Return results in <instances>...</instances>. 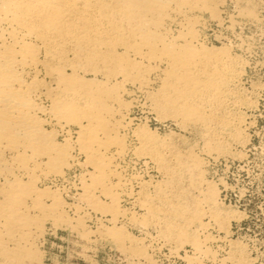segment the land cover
<instances>
[{"label":"bare ground","instance_id":"obj_1","mask_svg":"<svg viewBox=\"0 0 264 264\" xmlns=\"http://www.w3.org/2000/svg\"><path fill=\"white\" fill-rule=\"evenodd\" d=\"M224 1L0 0V264L41 262L47 225L88 239L95 215L94 232L135 258L144 259L151 243L124 226L159 217L164 243L174 244L169 252L189 246L185 264H248L231 246L217 258L196 231L206 227L203 217L225 225L210 207L203 157L173 149L129 114L141 94L156 116L181 127L211 135L212 125H230L219 110L238 77L236 60L201 33L211 21L231 28L236 18H256L244 0H230L235 15L222 17ZM213 139L203 142L207 155L224 149ZM136 160L171 180L186 173L191 186L203 185L201 194L179 202L183 190L158 182L148 195L142 175L127 173ZM125 198L143 215L121 207Z\"/></svg>","mask_w":264,"mask_h":264},{"label":"rangeland","instance_id":"obj_2","mask_svg":"<svg viewBox=\"0 0 264 264\" xmlns=\"http://www.w3.org/2000/svg\"><path fill=\"white\" fill-rule=\"evenodd\" d=\"M222 5V17L235 15L236 5L234 3L225 0ZM243 5L253 11L256 19L236 18L237 22L231 28L226 23L219 25L211 21L201 33L207 45L228 47L230 54L236 60L235 67L239 71L238 77L228 81L226 85L227 98L224 99L223 107L221 106L219 110L222 115H226L228 112L226 117H229V126L214 124L219 129L212 125L210 128L213 127L216 130L212 128L211 135H206L200 127H181L168 118L156 116L153 110L150 109L148 101L141 94L134 97L129 114L133 117L134 122L142 125L146 124V127L159 139L164 138L162 140L165 142L173 143L172 146L175 145L173 149L180 152L191 150L197 154L199 153V156L203 157V161L205 160L202 166V176L205 182H208L214 188L213 204L215 205L210 206L209 203L206 207L209 205L214 210L222 213L225 216V225L219 229L210 219L203 217L206 227L196 228V231H199V237L206 235L210 239L211 248L217 250L216 257L221 258L227 252L226 250H230L232 247V249H237L236 252L239 250L238 253L244 262L264 264V0H244L241 6ZM233 127L235 130L240 129L238 130V132L240 131L238 136L233 135ZM228 130H231V135ZM215 134H218V136ZM212 139L219 140L224 149L218 154L207 155L202 150L203 142ZM129 140L133 142L132 138ZM131 163L127 167V173H132L138 178L142 175L140 179L145 181L146 184L148 183L144 189L148 195L154 193L152 190L154 187L152 186L158 182L162 185L163 183L166 184V187L170 184L172 188L174 187L173 191L177 189L174 192L183 190L185 196L180 197L181 201L179 199V202L189 203L190 200L201 194L200 189L203 185L191 186L189 178L184 172H180L181 174L179 173L177 177L172 178V181L171 178L168 179L169 175H163L150 163H147L149 166L141 161L137 162V160L136 162L131 161ZM165 180L167 183L164 182ZM132 184L135 187L138 185L134 180ZM170 186L169 188L172 189ZM66 199L69 200V198ZM128 199L125 198V201H121V207L135 210L136 215L142 216V210L131 206ZM97 216H91L90 221L87 222L88 225L86 226L91 231H95V226H98L95 224L98 221ZM155 219L158 220V223ZM159 219V217H153L145 226L136 223L122 225L133 236L140 237L144 244L151 243L149 247L145 248L147 255L144 259L137 256L135 258L134 254L129 253V255L126 251L124 252L123 249L114 245L108 238L99 236L97 232H90L88 238L90 240H88L75 232V229L70 230L71 228L67 226L47 225L45 239L40 242L42 256L39 263L185 264L183 256L184 254H190L189 246L183 244V246L178 247L175 253L169 252L174 244L166 240V243H164L161 225L163 219ZM192 229L190 228V230Z\"/></svg>","mask_w":264,"mask_h":264}]
</instances>
